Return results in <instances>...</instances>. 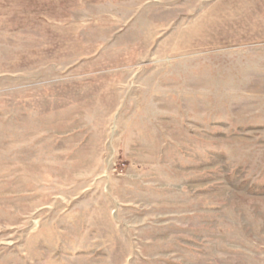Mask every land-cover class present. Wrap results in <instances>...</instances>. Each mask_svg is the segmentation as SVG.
I'll return each instance as SVG.
<instances>
[{
	"label": "rangeland",
	"instance_id": "rangeland-1",
	"mask_svg": "<svg viewBox=\"0 0 264 264\" xmlns=\"http://www.w3.org/2000/svg\"><path fill=\"white\" fill-rule=\"evenodd\" d=\"M0 264H264V0H0Z\"/></svg>",
	"mask_w": 264,
	"mask_h": 264
}]
</instances>
